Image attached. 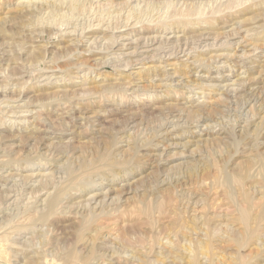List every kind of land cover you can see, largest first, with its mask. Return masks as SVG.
Returning a JSON list of instances; mask_svg holds the SVG:
<instances>
[{
    "label": "rangeland",
    "instance_id": "obj_1",
    "mask_svg": "<svg viewBox=\"0 0 264 264\" xmlns=\"http://www.w3.org/2000/svg\"><path fill=\"white\" fill-rule=\"evenodd\" d=\"M26 1L0 0V264H264V126L255 153L239 139L264 116V0H93L58 22L43 8L20 13L45 0ZM177 17L201 28L169 25ZM68 33L79 40L63 56ZM203 102L208 111H192ZM206 127L237 141H161ZM113 136L130 162L158 146V172L148 160L137 174L100 165Z\"/></svg>",
    "mask_w": 264,
    "mask_h": 264
},
{
    "label": "bare ground",
    "instance_id": "obj_2",
    "mask_svg": "<svg viewBox=\"0 0 264 264\" xmlns=\"http://www.w3.org/2000/svg\"><path fill=\"white\" fill-rule=\"evenodd\" d=\"M25 3H27V1L26 0H23ZM33 1V3H34V0H32ZM32 1H30V2H32ZM38 1H41V0H38ZM109 1V0H108ZM113 1V0H112ZM120 1V3L119 4H126V2H127V0H119ZM147 0H145V2H146ZM179 1V0H178ZM22 2V1H21ZM29 2V5H32V3H30ZM100 2V0H97V3L98 4H100L99 3ZM25 3H20V2H18L17 3V5L18 6H25L26 7V5L27 4H25ZM37 2H35L34 3V5L36 4ZM94 3H95V1H93V0H45V1H43V2H40V4H37V5H35L34 7H33V5L31 6V8H25V10H24V8H22V7H20V9H19V12L20 13H24V12H26L27 14L28 13H34V11H37L38 9H41V8H43L44 10H47V12H48V14H49V18H51V20H54V22L55 21H57V20H63V19H65V18H68L69 16H71V15H74V14H76V16L77 15H79V14H83L82 12H84V11H86V10H88V7H90L91 8V6H93L94 5ZM171 3V2H170ZM89 4V5H88ZM17 6V7H18ZM97 6V4L95 5V7ZM191 6V5H190ZM99 7V6H98ZM123 7V6H122ZM195 7V6H194ZM19 8V7H18ZM36 8H38L37 10H36ZM116 8V7H115ZM196 8V7H195ZM63 9H65V10H63ZM190 12H193V8H191V9H188ZM18 11V10H17ZM89 11V10H88ZM88 11H86V12H88ZM92 11V10H91ZM132 11V10H131ZM194 11H195V9H194ZM42 12V11H41ZM94 12V11H93ZM92 12V13H93ZM149 12V11H148ZM152 12V11H151ZM184 12V11H183ZM183 12H182V14H183ZM89 13V12H88ZM181 13V12H180ZM19 14V13H18ZM27 14H24V16H26ZM145 14V13H144ZM151 14V13H150ZM160 14V13H159ZM186 13L184 12V15H185ZM20 15V14H19ZM19 15H15V16H19ZM131 15V14H130ZM205 15V14H204ZM141 16H142V14H140V12H139V14H136L135 15V18H136V22L135 23H138V22H140L141 20H140V18H141ZM12 17V16H11ZM22 17V16H21ZM144 17V16H143ZM163 17V16H162ZM188 17V16H187ZM202 17V16H201ZM13 18V17H12ZM36 18V17H35ZM46 18V17H45ZM69 19V18H68ZM68 19H66V20H68ZM72 19V18H71ZM213 19V18H212ZM24 20V19H23ZM70 20V19H69ZM86 20H88V19H86ZM194 20V21H193ZM207 20L208 19H206V20H203V23L205 24V26L206 27H204V29L206 28L207 29V26L209 27L210 26V24L207 22ZM214 20V19H213ZM26 21V20H25ZM100 21V20H99ZM191 21H192V23H193V25H194V23L195 24H198L196 27H199V28H201V25H202V23H201V21H196L195 19H192V18H188V20H184V18H180V17H177V18H175V19H173L170 23H169V25H173V27L175 26V28H177V29H179V28H184V23H191ZM196 21V22H195ZM208 21H211L212 22V20L210 19V20H208ZM29 22V21H28ZM58 22V21H57ZM68 22V21H67ZM97 23H98V21H97ZM18 24V23H17ZM23 24V23H22ZM19 25V24H18ZM88 25V24H87ZM98 25V24H97ZM119 25V24H118ZM16 26V25H15ZM22 26V25H21ZM90 26V25H89ZM92 26V25H91ZM108 26V25H107ZM2 23H0V31L2 30ZM17 27V26H16ZM82 27V26H81ZM88 27V26H87ZM190 27V26H189ZM193 28H194V26H192ZM211 27V26H210ZM83 28V27H82ZM89 28V27H88ZM251 28V27H250ZM263 28V27H262ZM192 29V28H191ZM261 29V28H260ZM95 30H96V28L93 30L92 28L89 30L90 32H87V34H86V31H85V35L84 36H87V37H91L94 33H96L95 32ZM200 29H198V31H199ZM7 31V30H6ZM18 31V30H17ZM16 31V32H17ZM192 31V30H191ZM197 31V32H198ZM205 31V30H204ZM231 31V30H230ZM75 32V31H74ZM261 33L258 35V36H256V38L257 39H262L263 37H264V32L261 30L260 31ZM15 33V32H14ZM20 33V32H19ZM18 32H17V35L19 34ZM72 33V32H71ZM71 33H68V34H66L65 36H64V38H63V41L65 42V45H61V47L59 46V48H58V50H59V53H60V55H65L66 54V52H69V51H71L72 49H73V47L75 48V46H74V44L75 43H77V40H79V35H78V37H77V35H76V37H74L73 36V34H71ZM76 33V32H75ZM193 33V32H192ZM259 33V32H258ZM7 34V33H6ZM12 34H13V32H12ZM228 34V33H227ZM9 35V34H8ZM83 35V34H82ZM11 36V35H10ZM31 36V35H30ZM195 36V35H194ZM19 37V36H18ZM126 37V36H125ZM9 38V37H8ZM19 39V38H18ZM264 39V38H263ZM15 40V39H14ZM110 40V39H109ZM191 40V39H190ZM23 41V40H22ZM19 42V41H18ZM78 44V43H77ZM76 44V45H77ZM249 44V43H248ZM92 45V44H91ZM238 45V44H237ZM10 46H11V44H10ZM40 46V45H39ZM90 46V45H89ZM33 47H34V45H33ZM102 47V46H101ZM38 48V47H37ZM33 49V48H32ZM77 49H78V47H77ZM95 52V51H94ZM30 53V52H29ZM77 53V52H76ZM79 53V52H78ZM33 54V53H32ZM34 55H36V54H34ZM40 55V54H39ZM18 56V55H17ZM37 56V58H38V55H36ZM84 56V55H83ZM90 56V60H94V62L97 60V59H99V57H98V54L97 53H93L92 52V54H90L89 55ZM92 57V58H91ZM35 59V58H34ZM39 59L40 58H38V61H39ZM212 59V58H211ZM76 60H78V59H76ZM13 61V60H12ZM89 61V60H88ZM103 61V60H102ZM75 62V61H74ZM97 62V61H96ZM199 62H200V60H199ZM78 63V65H82L81 63V61H79V62H77ZM97 64H98V62H97ZM86 65H88V66H90V67H94V65L95 64H93V62L92 63H90V62H87L86 63ZM200 65V64H199ZM50 67V66H49ZM117 67V66H116ZM184 67V66H183ZM65 68H67V67H65ZM150 68H152V66L151 67H149V69ZM118 69V68H117ZM157 70V69H156ZM93 71V70H92ZM70 73H71V71H69ZM68 75L70 76V74L68 73ZM160 75V74H159ZM208 75V74H207ZM202 76V74H201V78H200V80L202 81V80H204V78L206 77H208L209 78V76ZM40 77V76H39ZM160 77V76H159ZM200 77V76H199ZM199 77H193V79H191V81L193 82V83H197V84H200L201 83V81L200 80H198L199 79ZM211 77V76H210ZM198 78V79H197ZM205 78V80H207ZM214 78V77H213ZM51 79V78H50ZM189 80V79H188ZM190 81V80H189ZM97 82V81H96ZM117 83V82H116ZM120 84V83H119ZM165 84V83H164ZM118 85V84H117ZM220 85V84H219ZM107 86V85H106ZM162 86V85H161ZM111 87V86H110ZM261 87V86H260ZM102 88V87H101ZM114 88V87H113ZM112 87L111 88H108V90H112L113 89ZM116 88H118V87H116ZM225 88V87H224ZM255 88V87H254ZM100 89V88H99ZM103 89V88H102ZM105 89V88H104ZM140 89V88H139ZM154 89V88H153ZM210 89V88H209ZM246 89H251V85L249 86V87H246ZM107 90V87H106V89H105V91ZM107 90V91H108ZM165 91V90H164ZM200 91V90H199ZM222 91V90H221ZM244 91H246L247 92V90H244ZM71 97V96H70ZM206 101V100H205ZM206 103L207 102H203L202 104H200V105H198V106H195V108H193L192 109V111H194V112H202V108H204L205 106H206ZM209 105V104H208ZM208 105L206 106V110L208 111ZM191 106V105H190ZM194 106V105H193ZM192 107V106H191ZM212 108V107H211ZM209 109H210V107H209ZM250 109V108H249ZM259 111V110H258ZM82 113H85V112H82ZM207 113V112H206ZM251 116V115H250ZM21 120V119H20ZM237 120V119H236ZM263 121V122H262ZM264 116L261 114V116L259 117V120L258 121H256V122H254L253 124H250V126L252 125V127L250 128L251 130L249 131V130H242L241 131V133L239 134V139H241L242 141H244V142H246V143H248V145H249V149L251 150V153L252 152H256V150H257V146H258V142H256V143H254L253 141L255 140V137H254V135L255 136H257L258 134H260V128L262 129L263 128V126H264ZM184 124V123H183ZM215 124V123H214ZM209 125V124H208ZM183 126V125H182ZM211 126V125H210ZM220 126V125H219ZM214 127V126H213ZM176 128V127H175ZM71 129V128H70ZM247 129V128H246ZM249 129V128H248ZM241 130V129H240ZM243 131H245V132H243ZM253 135H250V133ZM263 131V130H262ZM166 132V131H165ZM164 132V134H163V136H162V139H161V141H163L165 138H187L186 140H185V142H187V143H193L194 145H196V143H198V141L197 140H201V141H203V142H225V143H233V141L235 142V141H237V140H235L236 139V137L234 138L233 137V133L230 131V129L229 130H222L221 129V131H218V132H214V130H212L211 128H208V127H206L205 129H203V130H201L200 132L199 131H196V133H193V131H190L189 130V128H179L178 129V131H175V132H166L165 133ZM172 133H176V134H172ZM119 134V133H118ZM172 134V135H171ZM221 134H223V136L221 135ZM262 134V133H261ZM264 134V133H263ZM126 135V134H125ZM237 135V134H236ZM122 136V135H121ZM160 136V135H159ZM171 136V137H170ZM260 136V135H259ZM264 136V135H263ZM157 137V136H156ZM155 137V138H156ZM198 137V138H197ZM103 138V137H102ZM112 139L110 140V144H109V146L107 145V143H105V146H103V148L104 147H106V146H108V148H106L104 151H103V149H101V153L99 154V156H98V158H97V161H99L101 164L100 165H110V166H113L114 165V167L116 168V169H118L119 167H120V169L123 171L124 169H127V170H130V171H132L133 170V168H135V170L133 171V173H136L137 174V172H138V170L136 171V169H144V168H149L148 166H145L146 164H145V162L148 160V161H150L152 164H149L150 165V169L152 168L153 170H154V174H156L157 172H158V170L160 169V165L158 166L157 164H154L153 162H154V160H152V158H154V155H156V153L155 152H153V151H155L156 149V147H158V146H151L150 147V149H148V151H150L151 152V154L149 153V154H147L146 155V159L144 160L143 159V157H142V159L144 160H142L140 157H139V159H134L132 162H130L129 160H124V159H126V158H121V157H123V156H125V154H124V152H123V150H119V149H117V147H116V149H114V147L116 146V143H117V139H118V137H116V136H113V137H111ZM149 138V137H148ZM177 138V139H178ZM158 139V138H157ZM159 139H160V137H159ZM152 140V139H151ZM102 141H104V139L102 140ZM142 141V140H141ZM179 141V140H178ZM119 143V142H118ZM187 143H184V144H187ZM154 144H156V143H154ZM153 144V145H154ZM176 144V143H175ZM103 144H101V146H102ZM157 145V144H156ZM176 145H178V142H177V144ZM198 145V144H197ZM234 145V144H233ZM49 146V145H48ZM100 146V147H101ZM248 148V147H247ZM128 149V148H127ZM126 149V150H127ZM130 149V148H129ZM96 150V149H95ZM230 150V149H229ZM249 150V151H250ZM103 151V152H102ZM125 151V150H124ZM231 151V150H230ZM248 151V150H247ZM260 151V150H259ZM121 152V153H120ZM122 152H123V154H122ZM245 152V151H244ZM254 152V153H255ZM96 153V152H95ZM94 153V154H95ZM125 153H127L126 151H125ZM163 153V152H162ZM248 153V155H249V152H247ZM143 154H144V152H143ZM237 154V153H236ZM27 155V154H26ZM127 155H128V153H127ZM126 155V156H127ZM133 155H134V152H133ZM145 155V154H144ZM153 155V156H152ZM158 155V154H157ZM252 155V154H251ZM256 155V154H255ZM257 155H258V153H257ZM256 155V157H258ZM264 155V154H263ZM27 156H29V154L27 155ZM26 156V157H27ZM96 156V155H95ZM125 156V157H126ZM129 156V155H128ZM127 156V157H128ZM242 156V155H241ZM22 157V156H21ZM97 157V156H96ZM132 157H134V156H132ZM152 157V158H151ZM249 157V156H248ZM252 157H253V155H252ZM255 157V156H254ZM260 158V160L259 161H261V156H259ZM151 158V159H150ZM23 159H25V157H23V158H21L20 160H23ZM85 159V158H84ZM83 159V160H84ZM89 159V158H88ZM88 159H86V161L88 160ZM112 159V160H111ZM132 159V158H131ZM156 159V158H155ZM251 159H249V161H250ZM9 161V160H8ZM95 161L96 160H94V161H89V162H84L83 164H81V168L83 169V170H85V171H90V170H95V168L98 166L99 167V163H97V164H95ZM96 161V162H97ZM116 161V162H115ZM117 161H120V162H117ZM156 161V160H155ZM252 161H253V159H252ZM263 161V160H262ZM80 163H81V161H80ZM251 163V162H250ZM66 164V163H65ZM117 164H120V166H118ZM261 164H264V161H263V163H261ZM97 165V166H96ZM191 165V164H190ZM70 166H72V165H70ZM193 166V165H192ZM190 167V168H195L196 169V167ZM195 166H196V164H195ZM197 166H199V164H197ZM242 166V165H241ZM247 166V165H246ZM245 166V167H246ZM107 167V166H106ZM108 168V167H107ZM241 168V167H240ZM96 169H98V168H96ZM120 170V171H121ZM191 170H194V169H191ZM68 171H69V173H70V176L72 177L73 175H75L74 174V172L72 171V169H71V167H68ZM84 171V172H85ZM126 171V170H125ZM124 171V172H125ZM129 171V172H130ZM136 171V172H135ZM83 172V171H82ZM92 172V171H91ZM73 173V174H72ZM80 173V172H79ZM118 173V172H117ZM84 177H85V175L84 174H82ZM230 175V174H229ZM76 176V175H75ZM158 176V175H157ZM231 177V176H230ZM78 179V178H77ZM80 179V178H79ZM83 179V178H82ZM141 179V178H140ZM225 179H226V175H225ZM225 179H224V181H225ZM88 180H90V179H88ZM114 180V179H113ZM227 180V179H226ZM232 180V179H231ZM78 181V180H77ZM136 181H139V178L136 180ZM68 182V181H67ZM75 182V181H74ZM139 183V182H138ZM65 185V184H64ZM127 185V184H126ZM126 185L125 184H122V186H123V188H126ZM69 186V185H68ZM121 186V187H122ZM62 187V186H61ZM65 187V186H64ZM130 188V187H129ZM64 189L65 188H60V189H58L56 192H54L53 194H52V196L49 198V200L47 201V203H46V209H45V212H43V213H41L40 215V218L41 219H39V220H45L53 211H54V206H55V204H57V202H59V199H60V197L62 196V194L64 193ZM66 190V189H65ZM112 190V189H111ZM123 190V189H122ZM51 191V190H50ZM126 191V190H125ZM229 191V190H228ZM135 192V191H134ZM127 193V192H126ZM66 194V193H65ZM117 195V194H116ZM115 199V198H114ZM90 200V199H89ZM33 205V204H32ZM242 212V211H241ZM248 213H249V211L247 210V209H244L243 210V212L240 214V215H242V219H244V220H246L245 222H249V220H247V219H249V217H248ZM91 216L93 217L94 216V213H91ZM91 216L90 217H88V220L87 221H90V219H91ZM19 217V216H18ZM94 218V217H93ZM251 218V217H250ZM254 218V217H253ZM83 224V223H82ZM81 224V225H82ZM17 227V226H16ZM85 228H87V224H84V225H82V227H81V230H84ZM98 228V227H97ZM96 229V228H95ZM92 231H94V230H92ZM91 231V232H92ZM93 235V234H92ZM91 243V242H90ZM199 244V243H198ZM200 245V244H199ZM93 247H94V245H93ZM92 247V248H93ZM197 247V246H196ZM90 248H91V246H90ZM89 248V253H91V250H92V248L90 249ZM174 248V250H175V247H173ZM172 249V248H171ZM198 249H200L199 247H198ZM197 249V250H198ZM173 250V249H172ZM94 251V250H93ZM195 251H196V248H195ZM199 252V251H198ZM169 253V252H168ZM167 253V254H168ZM177 254V253H176ZM93 255V254H92ZM89 256H91V255H89ZM195 256V255H194ZM76 256H75V251H73V250H69L68 252H66V258H75ZM92 257V256H91ZM179 258V257H178ZM194 263V262H193ZM195 264V263H194Z\"/></svg>",
    "mask_w": 264,
    "mask_h": 264
}]
</instances>
